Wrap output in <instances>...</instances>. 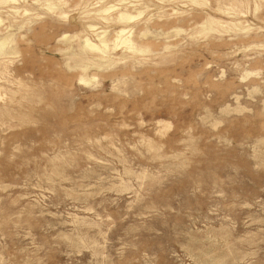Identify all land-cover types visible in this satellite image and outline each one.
Instances as JSON below:
<instances>
[{
	"label": "rangeland",
	"instance_id": "rangeland-1",
	"mask_svg": "<svg viewBox=\"0 0 264 264\" xmlns=\"http://www.w3.org/2000/svg\"><path fill=\"white\" fill-rule=\"evenodd\" d=\"M0 264H264V0H0Z\"/></svg>",
	"mask_w": 264,
	"mask_h": 264
},
{
	"label": "bare ground",
	"instance_id": "bare-ground-1",
	"mask_svg": "<svg viewBox=\"0 0 264 264\" xmlns=\"http://www.w3.org/2000/svg\"><path fill=\"white\" fill-rule=\"evenodd\" d=\"M105 13H106V11H108L107 9H105V10H103ZM104 13V14H105ZM134 17H132V16H127V15H124V14H119L118 15V19L120 20V21H124V22H127V21H132V19H133ZM129 31H126V30H123V29H121V30H119V31H117L116 32V35H115V38H114V41L116 42V43H114L113 44V49L115 50L116 48H118L119 49V47H124V48H126L129 52H133V51H135V49H134V47H133V45H132V42L130 41V39H129ZM127 35V36H126ZM85 42H84V47L89 51V52H96V53H104L105 52V50L107 49V47H106V45L102 42V46H101V48L100 47H98V46H96V45H94L93 43H91L90 41H88V40H84ZM101 45V44H100ZM99 45V46H100ZM4 65V64H3ZM95 80V77L93 76V77H91V78H87V77H84V76H80L79 78H78V82L79 83H85V85H87L86 84V82H91V81H94Z\"/></svg>",
	"mask_w": 264,
	"mask_h": 264
}]
</instances>
